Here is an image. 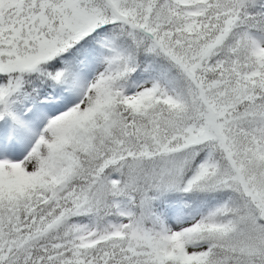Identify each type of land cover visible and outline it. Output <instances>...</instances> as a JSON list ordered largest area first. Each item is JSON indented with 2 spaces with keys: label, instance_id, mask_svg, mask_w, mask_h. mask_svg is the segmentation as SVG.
Here are the masks:
<instances>
[{
  "label": "snow or ice",
  "instance_id": "6c2138e0",
  "mask_svg": "<svg viewBox=\"0 0 264 264\" xmlns=\"http://www.w3.org/2000/svg\"><path fill=\"white\" fill-rule=\"evenodd\" d=\"M0 264H264V0H0Z\"/></svg>",
  "mask_w": 264,
  "mask_h": 264
}]
</instances>
